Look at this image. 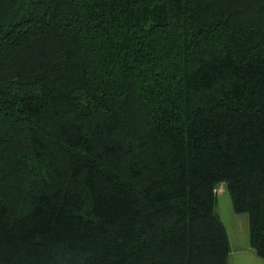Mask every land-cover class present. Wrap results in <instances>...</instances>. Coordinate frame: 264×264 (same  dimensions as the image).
I'll return each mask as SVG.
<instances>
[{
	"label": "trees",
	"instance_id": "1",
	"mask_svg": "<svg viewBox=\"0 0 264 264\" xmlns=\"http://www.w3.org/2000/svg\"><path fill=\"white\" fill-rule=\"evenodd\" d=\"M220 182L264 259V0H0V264H229Z\"/></svg>",
	"mask_w": 264,
	"mask_h": 264
},
{
	"label": "crops",
	"instance_id": "2",
	"mask_svg": "<svg viewBox=\"0 0 264 264\" xmlns=\"http://www.w3.org/2000/svg\"><path fill=\"white\" fill-rule=\"evenodd\" d=\"M229 195V194H228ZM229 198V197H228ZM230 200V199H229ZM225 222L220 218V222L225 226L226 236L229 240V264H264V259L259 258L255 250L249 247L247 215L232 211V204L223 208Z\"/></svg>",
	"mask_w": 264,
	"mask_h": 264
},
{
	"label": "rangeland",
	"instance_id": "3",
	"mask_svg": "<svg viewBox=\"0 0 264 264\" xmlns=\"http://www.w3.org/2000/svg\"><path fill=\"white\" fill-rule=\"evenodd\" d=\"M215 191H216V196H215V201L216 205L214 208L215 213H217L220 218L224 219L225 222V214L223 213V208H225L226 205H230V200L228 198V192L225 188L224 183L220 182V184L215 185Z\"/></svg>",
	"mask_w": 264,
	"mask_h": 264
},
{
	"label": "water",
	"instance_id": "4",
	"mask_svg": "<svg viewBox=\"0 0 264 264\" xmlns=\"http://www.w3.org/2000/svg\"><path fill=\"white\" fill-rule=\"evenodd\" d=\"M253 250V249H252Z\"/></svg>",
	"mask_w": 264,
	"mask_h": 264
}]
</instances>
